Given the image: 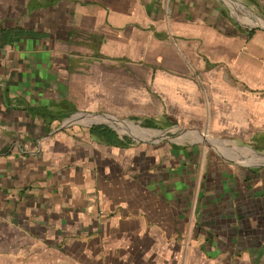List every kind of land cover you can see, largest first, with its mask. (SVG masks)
I'll list each match as a JSON object with an SVG mask.
<instances>
[{
  "label": "crops",
  "instance_id": "0c3cea01",
  "mask_svg": "<svg viewBox=\"0 0 264 264\" xmlns=\"http://www.w3.org/2000/svg\"><path fill=\"white\" fill-rule=\"evenodd\" d=\"M227 1L264 20V0H0V264H264V166L177 144L142 165L133 141L70 121L111 117L92 97L109 79L181 103L198 72L229 94L230 117H263L264 25L250 32Z\"/></svg>",
  "mask_w": 264,
  "mask_h": 264
},
{
  "label": "rangeland",
  "instance_id": "374dc122",
  "mask_svg": "<svg viewBox=\"0 0 264 264\" xmlns=\"http://www.w3.org/2000/svg\"><path fill=\"white\" fill-rule=\"evenodd\" d=\"M228 4L230 9L236 13L239 22L247 29H252L253 32L263 29L258 23L252 24L248 22V24L234 7L230 3ZM252 8L256 12H250L261 16L255 7ZM254 60H256L254 61V65H257V74L254 78H264V68L261 67L262 70L258 69V67L264 66V59L258 55ZM239 77L241 75L232 74L230 78ZM190 79H193V77H190ZM194 79L197 81L196 86L192 85L187 88L188 92L184 95L185 100L181 103L176 102L174 94L171 95L165 92L166 88L163 86L154 84L150 86H133L132 80L129 83L121 85L116 78L113 80L109 79L108 83L106 82L96 87L92 92V97H104L103 101H99L98 105L102 106V108L98 110L96 115H108L117 118L121 126L126 122H130L143 128L168 131V135L152 139L138 137L135 132L133 133L129 130L121 131L118 125L115 126L112 120H110L111 117L109 119L104 117L91 122L71 117L70 121L73 125L83 126L100 121L114 125L121 135L129 137L135 143L132 147H136L141 153L142 160L140 162L142 165H153L155 157L157 159H167V157L172 156L177 157L179 154L176 153H180V151L176 152V150H172L171 148L174 144H177L183 148H187L188 153L195 154L194 156L188 154L190 157L226 158L235 161V165H241L242 167L264 166V162H261L262 159L256 155H252L253 162H246L242 159L244 154L247 153L246 149H252V151L257 153H264V116L259 117L254 115L247 118L230 117V109L232 108L230 107L229 94L224 93V88L210 84L208 77L203 72H198L194 76ZM134 90H137L136 101L126 100V98L122 99L123 92L127 94ZM251 91L255 100L260 99V97L264 96V84L254 83ZM86 110L87 108L83 107L82 109H78L75 114L86 113ZM129 110L133 112L130 113ZM121 113H130L131 116L122 117L117 115ZM151 114H154V116H150ZM155 115L159 117H155ZM148 117H151L158 123L157 127H147L141 124V121ZM194 131L199 132V134H186V132ZM204 134L231 143L229 144L230 147L214 145L199 137V135ZM181 135L185 137H181ZM189 137H192L194 140L189 139ZM247 156L249 157V154ZM231 163L234 164L232 161Z\"/></svg>",
  "mask_w": 264,
  "mask_h": 264
},
{
  "label": "bare ground",
  "instance_id": "6f19581e",
  "mask_svg": "<svg viewBox=\"0 0 264 264\" xmlns=\"http://www.w3.org/2000/svg\"><path fill=\"white\" fill-rule=\"evenodd\" d=\"M227 2L229 3V1H227ZM247 12L248 13H251V14H254L253 12H250V11H247ZM250 20H249L250 21L249 23H252V24L258 23V24L264 25V20H262L261 18H259V19L258 18L257 19H250ZM106 116H108V115H106ZM102 118H104V117H100V116H90V117L87 116V117H82V119H84L86 121L99 120V119H102ZM106 119H109V118L107 117ZM110 120H112V122L115 125L120 126L119 125V121L117 119L111 117ZM124 126H128V129H130L131 131L135 132L137 134V136H139V137H141V136H144L145 137V136H148V135L149 136H152V135L155 134V132L153 130H151V129H143V128H140L139 126H137L136 124H133V123L131 124L130 122L124 123ZM186 134L188 135L189 133L186 132ZM197 134H199V133H197ZM163 135H168V134L167 133H164V132L162 134H160V136H163ZM181 137H185V136L181 135ZM199 137L202 138V139H204L207 142H211L214 145H220V146H223V147H225V146L230 147L229 144H231V143H228V142L223 141V140H219V139H215L213 137H209V136H207L205 134L204 135H199ZM192 140H193V138H192ZM246 150L248 151L249 154L256 155L260 159H264V153H257V152L252 151V149L251 150L246 149Z\"/></svg>",
  "mask_w": 264,
  "mask_h": 264
},
{
  "label": "trees",
  "instance_id": "16d2710c",
  "mask_svg": "<svg viewBox=\"0 0 264 264\" xmlns=\"http://www.w3.org/2000/svg\"><path fill=\"white\" fill-rule=\"evenodd\" d=\"M249 31L252 32V29ZM141 124L147 127H157L158 123L152 118H145L141 121ZM90 132L100 141L111 145L126 146L128 143L132 142L127 136L120 137L117 131L106 123H93L90 126Z\"/></svg>",
  "mask_w": 264,
  "mask_h": 264
},
{
  "label": "water",
  "instance_id": "95a60500",
  "mask_svg": "<svg viewBox=\"0 0 264 264\" xmlns=\"http://www.w3.org/2000/svg\"><path fill=\"white\" fill-rule=\"evenodd\" d=\"M260 26V25H259ZM97 123H103V121L97 122ZM106 124L110 125L111 127H113L114 129H117L114 125L109 124L108 122H105Z\"/></svg>",
  "mask_w": 264,
  "mask_h": 264
}]
</instances>
